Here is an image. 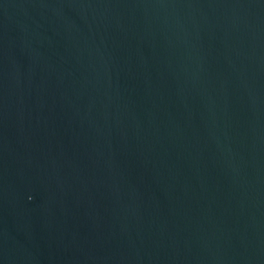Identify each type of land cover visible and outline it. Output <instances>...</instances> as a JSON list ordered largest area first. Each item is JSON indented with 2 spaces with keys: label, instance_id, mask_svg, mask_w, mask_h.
<instances>
[{
  "label": "water",
  "instance_id": "95a60500",
  "mask_svg": "<svg viewBox=\"0 0 264 264\" xmlns=\"http://www.w3.org/2000/svg\"><path fill=\"white\" fill-rule=\"evenodd\" d=\"M0 264H264V0H0Z\"/></svg>",
  "mask_w": 264,
  "mask_h": 264
}]
</instances>
